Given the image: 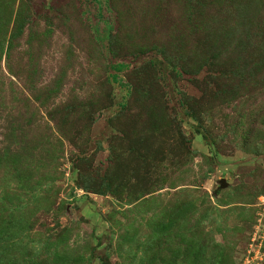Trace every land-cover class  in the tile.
I'll return each instance as SVG.
<instances>
[{
	"label": "rangeland",
	"instance_id": "1",
	"mask_svg": "<svg viewBox=\"0 0 264 264\" xmlns=\"http://www.w3.org/2000/svg\"><path fill=\"white\" fill-rule=\"evenodd\" d=\"M0 264H264V0H0Z\"/></svg>",
	"mask_w": 264,
	"mask_h": 264
},
{
	"label": "trees",
	"instance_id": "2",
	"mask_svg": "<svg viewBox=\"0 0 264 264\" xmlns=\"http://www.w3.org/2000/svg\"><path fill=\"white\" fill-rule=\"evenodd\" d=\"M127 68H128L127 65L120 64V65H118V67H117V71H118V72H124Z\"/></svg>",
	"mask_w": 264,
	"mask_h": 264
},
{
	"label": "water",
	"instance_id": "3",
	"mask_svg": "<svg viewBox=\"0 0 264 264\" xmlns=\"http://www.w3.org/2000/svg\"><path fill=\"white\" fill-rule=\"evenodd\" d=\"M226 185H227V184H226L225 180H223V181H222V186H223V187H226Z\"/></svg>",
	"mask_w": 264,
	"mask_h": 264
}]
</instances>
